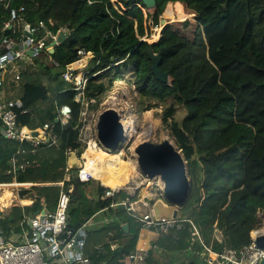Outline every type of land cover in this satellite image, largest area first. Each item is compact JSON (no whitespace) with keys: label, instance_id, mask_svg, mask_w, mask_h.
I'll return each mask as SVG.
<instances>
[{"label":"trees","instance_id":"trees-1","mask_svg":"<svg viewBox=\"0 0 264 264\" xmlns=\"http://www.w3.org/2000/svg\"><path fill=\"white\" fill-rule=\"evenodd\" d=\"M155 1L153 9L135 0L0 2V41L5 24L13 18V22L30 24L43 21L54 33L69 28L66 42L57 45L53 54L38 55L35 72L22 76L20 98L27 112H17L23 127L42 131L44 125L51 126L47 131L59 137L58 147L30 141L20 145L0 137V179H13L6 172L20 148L27 152L19 157L21 161L37 164L16 174L19 183L62 181L66 150L82 152L78 143L82 106L75 101L74 84L62 75L66 66L76 61L78 51L84 49L92 56L85 94L87 99L96 100L91 110L98 109L99 100L127 72L133 73L141 98H174L184 105L187 115L181 122L173 119L174 107L163 114L164 125L170 127L187 161L192 182L190 199L179 210L180 216L193 221L201 239L213 251L240 250L250 245L251 232L260 223L258 214L264 213V0ZM169 3H181L186 14L196 16L195 21L184 17V22L164 27L156 42H148L144 38H150V22L159 26ZM20 34L18 29L11 36ZM149 50L161 59L160 69L169 73L168 83L157 80ZM6 52L0 47V55ZM64 105L73 112L65 123L57 119L58 109ZM34 149L36 154L31 153ZM111 156L123 161L120 155ZM100 176L102 170L84 183L74 179L65 182L64 189L71 195L68 227L78 230L96 214L113 211L120 219L96 232L113 230L119 247L110 252L106 245L108 253L100 255L93 250L90 258L95 264H131L130 255L137 250L142 223L120 207L110 208L128 195L120 190L115 198L105 199L106 189L95 179ZM90 181L97 182L93 199L84 188ZM33 190L38 199L24 208L13 207L14 213L0 221V226L9 230L22 211L28 215L41 212L43 200L47 209H56L60 187ZM26 193L22 192L20 198L24 199ZM124 224L130 226L129 233L124 231ZM190 229L191 224L185 222L181 231L156 241L157 252L169 264H205L199 254L202 245L192 242ZM151 252L149 257L153 258Z\"/></svg>","mask_w":264,"mask_h":264},{"label":"built area","instance_id":"built-area-1","mask_svg":"<svg viewBox=\"0 0 264 264\" xmlns=\"http://www.w3.org/2000/svg\"><path fill=\"white\" fill-rule=\"evenodd\" d=\"M0 2L7 5L9 0H0ZM13 20L14 18L6 23L3 28V32H5L11 26L10 36L7 38L3 35L0 41V47L5 48L7 51L5 54L0 55V125L1 131H5L0 137L18 141L20 145L30 141L36 145L45 144L48 147H57L59 137L51 131H47L52 128L48 124L44 125L41 131L40 129L33 130L23 127L18 122L17 112L22 110V114L27 112L24 110V103L19 97L7 98L4 90L6 86H20L24 72L30 67L31 69L35 68L36 57L42 53L46 54V52L50 54L48 52V49H50L49 45L57 41L61 34L69 30L64 27L54 33L43 21L38 24H30L23 20L14 22ZM18 29H21V34L17 37H12L11 34H16ZM26 32L29 34H26ZM16 47L21 49L15 50ZM29 51H33V55H29ZM91 58L92 56L84 49L79 50L76 61L66 66L62 75L66 82L74 84L72 89L76 92L75 101L82 106L80 122L83 124L78 141L81 144L82 152L79 154L76 150L69 148L66 150V154L70 155L72 152H77L83 162V168L73 171L67 166L63 180L58 182L19 183L16 180V174L36 165L37 161H21L19 157L27 154L22 148L12 156L6 175L13 179L9 182L0 183V188L16 189L18 196H21L22 192H27L24 197L25 200H31L30 196L35 193L33 190L35 187H60L61 192L55 210L47 209L43 200V209L46 208L44 212H38L35 215H28L24 212L21 221V233L18 234L14 230L8 232V230L0 226V264H95L86 254L87 229L92 226L102 227L111 224L113 220L110 217L96 218L94 216L78 230L70 229L68 227V210L71 203V195L64 189L65 182L74 179L75 176L82 183L92 179L90 177L85 180V177H83V171L88 162L85 152L90 147L91 142L100 149V146L103 147L98 139V133L94 135L90 131L88 136L87 132H85V121L91 112L90 106L96 103V100H89L85 95L90 78L88 77V72L83 73V69L89 66ZM47 61L58 66L51 57H47ZM72 114V108L69 105H64L58 109L57 119L65 123L71 119ZM37 130L41 132V135L34 137L33 132ZM31 153L36 154V150H32ZM104 188L106 189L105 199L115 198L117 191L122 190V188L115 189L109 186H104ZM163 191L164 188L152 200H147L146 202H137L132 199L129 192H126L128 196L124 200L118 199V201L112 203L110 208L123 206L131 217L142 223V230L152 231L158 238L181 231L183 224L189 222L191 224L192 242L199 241L202 245V251L199 254L205 264H260L264 260V249L259 248L256 244V240L264 236V226L258 225L251 232L250 245L240 250L224 248L220 252H215L201 239L198 228L192 220L181 217L180 213L177 219L155 217L152 205L156 199L163 198ZM31 202L33 204V201ZM21 207L24 208L23 206ZM8 215L5 216L0 204V221L7 219ZM258 215L260 218H264L263 212H259ZM65 234L66 237H63ZM107 237L105 244L96 247V251L100 255L108 253L106 245L109 246L110 252L117 250L119 247L114 232H109ZM155 243L150 250H136L133 252L130 255L131 264H144L150 255V251H157Z\"/></svg>","mask_w":264,"mask_h":264},{"label":"rangeland","instance_id":"rangeland-1","mask_svg":"<svg viewBox=\"0 0 264 264\" xmlns=\"http://www.w3.org/2000/svg\"><path fill=\"white\" fill-rule=\"evenodd\" d=\"M113 1H115V0H113ZM171 6H173V8ZM169 9H170V11H169ZM184 17H190V18H188V20H191V21H195V19H196L195 15H193V14L188 15L185 13L184 7L181 3H173V4L169 3L166 7L165 12L160 17L159 26H157V27L153 26V23L150 22V26L152 27L151 32L149 33L150 38H148V39L144 38V39H146L150 43L156 42L159 39L161 30H163L165 25H171V24H174L176 22H184L185 21ZM163 22H165V25L163 24ZM35 70H36L35 68L31 69V67H30V68H28V70H26L24 72V74L25 73H33V72H35ZM89 70H90V68L88 66L85 69H83V73L89 72ZM113 99H115V100H113ZM113 105H115L116 108L118 107L117 109H119V110L121 109L119 113H121L122 118H125L126 121L130 120V119H131V121H134L138 131L143 130V129H150V127L152 126L153 130H154L153 132H155V133H153L152 136L150 138H148L146 141H150V142H153L156 144L162 143L166 138L175 143L174 138L172 137V134H171L170 127L164 125V122H163V114L165 113V111L167 109H169L170 107L175 108V115H174L173 119L178 121V122H181L187 115V111H186L184 105L178 104L174 100V98H169V99H166L165 101H160L157 99L141 98L139 96V94L136 92L133 73L127 72V73H124V75L119 80L115 81L113 87L99 100L98 109L97 110H91L90 114L87 116V120L85 121V123H86L85 132H87L88 136L90 135V131L93 132L94 135L97 134V124H98L99 117H100L101 113L107 109H110V108L115 109V107ZM146 114L147 115L150 114V117L152 119L151 124L148 122ZM123 123L126 124V122H123ZM127 139L128 140H126L124 142V144L121 146V148L118 152H109L104 147H102V146H100V147L103 151H105L106 153H108L110 155H120V158L123 160V161H118V162H120L119 163L120 165L130 164L131 167H136V171L138 173L137 179L135 181L131 180L129 184L124 186V184L128 182L130 176L127 174H123V175L120 174L121 175V177H120L121 183H119V186H120V188H122V190L124 192H129V194L132 197H134V199L138 202L141 199L145 198L144 196L147 195L146 193L152 194L154 196L157 193L159 194L161 192V190L164 188V186H163L164 183L158 177L154 178V179H148L146 176H144L142 174V172L139 168V165H138V156L134 155L133 150H132V148H133L132 145L136 141L137 136L133 140H131L129 138H127ZM116 168H117V166H115L109 170L112 175H113V172H115ZM122 176H123V178H122ZM111 177H115V176L113 175ZM95 179L99 180L100 185L102 187H104V185L102 184V180H106V178H104L103 175H102V177L100 176V177L95 178ZM147 179L149 181H151V183L155 184V186H153V188L146 190V186H142L141 188L136 189L137 188V186L135 185L136 181L143 182ZM11 180L12 179H9V180L8 179H0V183L8 182ZM96 185H97L96 181H94V182L90 181L84 186V188H86L85 189L86 195L90 199H93L96 197L94 195ZM160 185L162 186V188ZM4 189H6V188H4ZM8 189H10V190H4L3 192H2V190H0V195L3 193L5 198L8 201H10L9 202L10 207L4 208L1 206V208H3V210H4L5 216L8 214L14 213L13 207L24 206L23 202H25L24 201L25 199H23L22 201H19L20 196H18V194L16 193V189H14V190H12L11 188H8ZM149 198H151V197H149ZM30 201H32V200H30ZM13 204H15V206H12ZM45 209H43L41 212H44ZM112 213L114 214L113 211H112ZM23 215H24V211H22V213L17 216L16 220L12 223V226L10 228H8L9 229L8 232H10L11 230H14L18 234L22 232L21 221L23 219ZM108 225H110V224H108ZM259 226H264V218H260ZM99 229H101V227H98V226L88 227L87 231L89 232V238L87 237L86 250H88V247L89 248L96 247L98 244L102 243L105 240V238L107 237L109 232H114L113 230H103L101 232H96ZM114 234H115V232H114Z\"/></svg>","mask_w":264,"mask_h":264},{"label":"water","instance_id":"water-1","mask_svg":"<svg viewBox=\"0 0 264 264\" xmlns=\"http://www.w3.org/2000/svg\"><path fill=\"white\" fill-rule=\"evenodd\" d=\"M142 1L147 9H153L156 6L155 0H135ZM165 25V22H163ZM168 25H165L166 27ZM69 30V28H68ZM11 26L5 30L4 37H9ZM162 31V30H161ZM26 34H29L26 32ZM69 37V31L61 34L57 41L50 44V53L55 52V47L66 42ZM1 46V44H0ZM21 49L16 47L15 50ZM33 51H29V55H33ZM149 56L153 62L152 70L154 71L157 80L162 83L169 82V73H165L160 69V61L158 55L152 50H149ZM5 131H1L0 135ZM98 139L103 147L109 152H118L124 142L127 140L126 128L122 121L121 114L116 109H107L101 113L97 124ZM41 135L40 131H34L33 136ZM138 156V165L144 176L148 179L160 178L164 183L163 198H158L153 202L152 210L156 218H173L179 217V210L184 207L191 195L192 182L188 174L187 161L181 149L174 142L165 139L162 143L156 144L150 141L140 143L136 150ZM67 166L73 171H78L83 168V162L79 158L77 152H72L67 160ZM74 181L80 183V179L75 176ZM30 199L33 203L38 199L37 194L32 193ZM121 210H125L123 206ZM31 225V222H30ZM123 229L129 233L130 226L124 224ZM66 237V234L63 235ZM259 248L264 249V236L256 240ZM260 264H264V260Z\"/></svg>","mask_w":264,"mask_h":264},{"label":"bare ground","instance_id":"bare-ground-1","mask_svg":"<svg viewBox=\"0 0 264 264\" xmlns=\"http://www.w3.org/2000/svg\"><path fill=\"white\" fill-rule=\"evenodd\" d=\"M169 11H170V9H169ZM113 100H115V99H113ZM113 106L115 107V105H113ZM117 108L115 107V109L118 112H120L121 109L119 110ZM146 117H147L148 122L151 124L152 119L150 117V114H148ZM122 121L126 122V124H124L125 128H126V137L133 140L137 136L136 141L132 145L133 146V148H132L133 153H134V155H137L135 152L137 146L140 143H142L144 140L146 141L148 138H150L152 136L153 133H155V132H153L154 131L153 127L151 126L150 129H143V130L138 131V129L136 128V124L134 123V121H131V119L126 121L125 118H122ZM85 157L88 159L87 165L85 166L84 171H83V177H85V180L90 178V177L93 178L99 170H102V175L104 176V178H106V180H102V184L104 186H109V187H112L115 189L120 188V186H119V183H121L120 182V179H121L120 174H122V175L127 174L130 176L128 182L125 183L124 186L129 184L131 180L135 181L137 179L138 173L136 171V167H131L130 164L120 165L119 164L120 162H118V161H121V160L112 158V156L110 154H108L105 151H103L102 149H100L93 142H91L90 147L85 152ZM115 166H117V168L115 169V172H113V175L115 177H111L113 175L111 174V172L109 170ZM122 178H123V176H122ZM150 183H151V181H149L148 179L143 181V182L136 181L135 182V185L137 186L136 189H139L142 186H146V190L153 188V186H155V184H153V183L150 184ZM5 188L6 189L0 188V190H2V192L4 190H10V189H8V187H5ZM161 188H162V186H161ZM146 194L147 195L144 196L145 198L141 199L140 202H146L147 200L149 201V200L153 199L154 195L149 194V193H146ZM1 196H4L3 193L0 195V197ZM149 197H151V198H149ZM28 201L31 202L30 200H28Z\"/></svg>","mask_w":264,"mask_h":264},{"label":"crops","instance_id":"crops-1","mask_svg":"<svg viewBox=\"0 0 264 264\" xmlns=\"http://www.w3.org/2000/svg\"><path fill=\"white\" fill-rule=\"evenodd\" d=\"M171 4H173V3H171ZM171 7L173 8V6H171ZM21 91H22L21 85L20 86H6L5 90H4V94L7 98H15V97L20 98ZM66 156H67V159H66V167H67V160H68L69 155L66 154ZM22 200L23 199L19 198V201H22ZM24 201L25 202H23V205H24L23 207H27L26 204L32 203V202H29L28 200H24ZM9 202L10 201H8L5 198V196L0 197V204L2 207H4V208L10 207ZM12 206H15V204H13ZM19 207H21V206H19ZM95 216H96V218L110 217L112 220L120 219V217L115 216L112 213V211H109V210L102 212V213H98ZM107 239H108V237H106L105 240L102 243L98 244L97 246L105 244L107 242ZM157 240H158V237L154 232L148 231V230H142L140 233L138 244H137V250H140V251L150 250ZM96 247H94L93 249L89 248V250H86V254L88 257H91L93 255V250L96 251ZM151 251L150 252L153 253V258L151 256L148 257L144 264H169L168 259L165 256H163L162 253L157 252V251H153V250H151ZM173 264H182V263L181 262H174Z\"/></svg>","mask_w":264,"mask_h":264}]
</instances>
